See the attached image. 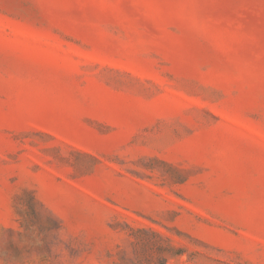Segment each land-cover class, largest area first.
Returning <instances> with one entry per match:
<instances>
[{
  "label": "rangeland",
  "instance_id": "374dc122",
  "mask_svg": "<svg viewBox=\"0 0 264 264\" xmlns=\"http://www.w3.org/2000/svg\"><path fill=\"white\" fill-rule=\"evenodd\" d=\"M0 264H264V0H0Z\"/></svg>",
  "mask_w": 264,
  "mask_h": 264
},
{
  "label": "trees",
  "instance_id": "16d2710c",
  "mask_svg": "<svg viewBox=\"0 0 264 264\" xmlns=\"http://www.w3.org/2000/svg\"><path fill=\"white\" fill-rule=\"evenodd\" d=\"M24 196H19V200H23ZM35 204H37V200L35 199L34 195H30V204L27 208V211H33V213L36 211L35 210ZM20 212V211H19ZM35 214V213H34Z\"/></svg>",
  "mask_w": 264,
  "mask_h": 264
}]
</instances>
